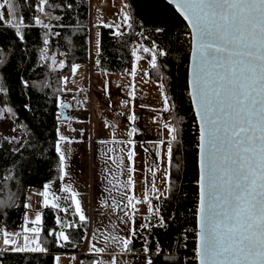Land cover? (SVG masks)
<instances>
[{
  "label": "snow or ice",
  "instance_id": "obj_1",
  "mask_svg": "<svg viewBox=\"0 0 264 264\" xmlns=\"http://www.w3.org/2000/svg\"><path fill=\"white\" fill-rule=\"evenodd\" d=\"M18 2L31 10L30 19L35 25L52 30L51 19L60 21L61 16L53 17L51 10L61 6L73 9L75 0H0V24L7 23L14 29V35L24 41L25 32L22 25L25 17L18 14ZM167 3L175 5L186 21L190 29L188 35L191 37L186 91L194 111L197 130L194 177L197 191L193 201L194 209L185 210L193 212L198 230H193L196 246L188 264H264V0H167ZM125 7H131V4H126ZM135 7L141 13L138 18L130 11L121 10L120 22L106 26L114 29V37H123L126 30L132 29L135 23L143 21L151 24L152 28L147 36H144L143 32L137 33L145 40L150 39L149 46L140 45L134 48L132 55L136 60H141L143 57L139 53L143 52L149 55V63L153 69L166 68L167 63H163L161 58L168 57L173 50H179L180 38L173 28L169 27L168 20L161 19L165 14V0H135ZM35 13L51 19L46 23L41 15ZM55 34L59 35L58 32ZM154 34L156 38L151 39ZM97 37L99 49V33ZM48 43L46 34L43 44ZM47 59L49 57L42 50L40 60ZM51 61L53 65L57 63L55 57H51ZM8 63L6 57L0 55V116L4 119H7L9 114H15L13 107L4 108L9 101L3 93L11 92L7 87L8 75L4 71ZM58 67H65L62 60ZM79 67L78 64H72V74H75ZM135 72L133 68L131 75L135 76ZM63 80L67 83V77ZM165 80V77H161L159 87L164 101L163 110L169 112L175 104L166 94ZM21 86L32 87L28 80L23 79ZM57 105L62 109L71 107L59 98ZM23 107L32 111L30 103H25ZM43 114L41 112V115ZM135 118V115L129 117L131 120ZM164 127L168 131V139L161 140L159 145L163 148L168 167L172 168L175 154L183 142V129L180 127L179 118L173 123L166 122ZM15 131L16 129L12 128L9 133L11 139L0 135V140L10 145L15 144V147H10L8 151L19 154L26 146L22 139L17 141L13 134ZM56 131L58 138L55 151L58 153L62 180L67 175L66 152L62 145L71 141L59 128ZM135 131L133 128L130 135ZM128 144L130 146L132 141H128ZM3 151L0 146V161L6 165L8 161L5 160ZM116 151L117 149L112 148L108 153ZM160 154L157 152V156ZM108 158L113 163L123 164V160L117 161L112 155ZM134 158V150H129L128 184L124 185L125 191L121 201H113L123 213V217L119 219L127 225L128 237H105V247H97L93 243L90 248L92 253H104L110 246V240L113 244H119L124 251H131L136 237L144 232L152 235V230L156 228L170 231L172 224L176 223L181 215L180 208L189 193L185 191L180 175L184 165L177 160L175 182L173 173L165 172L164 182L167 187L164 192H160L156 187L155 179L151 181V192L160 202L159 205L152 204L148 196H144V201L150 205L148 211L154 216L155 223L148 220L146 223L136 224L137 205L142 201L127 192L130 186L134 187ZM11 163L15 164V161ZM150 171L155 177L156 172L151 169ZM4 172L5 168L0 167V181L8 178ZM2 187L0 184V188ZM48 189L49 185L45 184L42 193L44 206L60 208L58 197L48 199ZM62 190L71 193L70 199L75 206L78 223L65 222L59 216L54 218L55 224L61 225V230L49 229L47 234L53 238V243L60 247L65 246L66 242H71L70 233L64 229L79 228L80 224L88 219L80 199L77 198L78 193L67 185ZM167 201L178 203L174 204L175 211L165 214ZM25 207L30 208L31 205ZM29 223L33 226L23 229L22 240L21 233H11L5 228H0V243L5 246L4 251L16 254L49 253V247L45 246L40 235L44 230L41 227V213L37 211L35 218ZM187 234V229L181 231L179 240L174 243L178 246L180 240L186 241ZM142 239V264H173L172 257L164 254V246L158 240L149 241L145 237ZM152 243L156 244L155 249ZM184 247H187V243ZM54 260L59 264L60 257L55 256ZM95 264L102 262L96 261ZM112 264H117L115 258L112 259Z\"/></svg>",
  "mask_w": 264,
  "mask_h": 264
},
{
  "label": "trees",
  "instance_id": "obj_2",
  "mask_svg": "<svg viewBox=\"0 0 264 264\" xmlns=\"http://www.w3.org/2000/svg\"><path fill=\"white\" fill-rule=\"evenodd\" d=\"M121 3L124 6L131 4V7L125 8L134 17L138 18L141 15L135 7V0H119L118 5L122 10ZM17 11L18 14L25 17L22 25L25 32L24 41H20L14 35V29L7 23L0 24V55L9 61L4 71L8 75L7 87L11 89L10 94L3 93L5 99L9 101L4 105V108H14L15 114H9L8 118L13 122L12 128L16 129L14 135L17 141L22 139L26 146L19 154H15L8 151L10 147L14 148L15 144L10 145L0 140V146L4 149L3 156L8 161L6 165L0 161V167L5 168L4 174L8 177L0 181V184L3 185L0 188V217H2L0 218V228H5L11 233L14 231L23 232L21 227L26 210L22 200L25 199L27 187L41 188L47 181L55 179L59 175L58 153L55 151V143L58 138L56 129L60 120L57 119L60 109L57 105V98L63 101L67 97L66 89L63 88V78L71 72V65L89 63V47L93 27L96 26L99 33V49L97 48L101 54L99 67L101 70L111 72H127L132 67L135 60V56L132 55L133 43L146 46L150 44V39L145 40L137 33L143 32L144 36H147L152 28L151 24L140 21L135 23L132 29L126 30L123 37H114L112 35L114 29L107 27V24L94 23L92 18L90 21L89 0H75L73 9H65L61 6L51 10L53 17L61 16L60 21L35 13L41 15L46 23L51 19L52 30H46L42 26L35 25L34 21L30 19L32 12L26 5L18 2ZM161 19H167L169 27L173 28L174 33L179 36V50H173L168 57L161 58L163 63H167L166 68L153 69L150 65L148 72L152 79L161 81V77L166 78V94L175 104V107L169 111L170 123L176 122V119L179 118L180 127L183 129V142L175 154L176 159L173 161V167L167 166V171L173 173V182H175V163L177 160L183 163L184 167L180 175L184 189L189 195L180 208L181 215L176 223L172 224L170 231L156 228L152 230V235L144 232L135 238L132 250L136 248L142 250V237L149 241L155 239L164 246V254L172 257L173 264H188L191 260H186L185 256L188 255L189 250L194 245L193 241L180 240L178 246L174 242L179 240V233L184 229L190 231L195 229V219L191 216V211L185 210L191 209L192 198L197 191L194 182L197 130L190 99L186 91L190 37L185 34L189 30L184 20L166 1L165 14L161 16ZM120 20L121 18H119V22ZM56 32L59 35H56ZM46 34L49 43L44 45L43 39ZM155 38L154 34L151 39ZM42 50L49 59L40 60ZM58 54L61 55L65 64L63 69L52 64L51 57ZM22 79L28 80L32 87H22ZM25 103H30L32 111L23 107ZM41 112L44 114L41 115ZM0 118L3 117L0 116ZM2 136L11 139L10 135ZM13 160L15 164L11 163ZM166 187L167 185L160 192H164ZM13 188H19L20 193L8 191V189L12 190ZM5 194L6 200L4 201ZM15 198H17V204H13ZM165 203L164 213L167 214L175 211L174 204L178 201ZM40 211L42 216L41 227L44 229L40 235L44 239L45 246L49 247V253L44 255L16 254L2 250L0 252V264H54V257L57 252L73 251L82 244L86 235V222L80 224L79 228L65 229L67 233H70L71 242H66L65 246L60 247L56 246L53 243V238L47 234L49 229L57 230L59 228L54 222L56 210L51 206H42ZM71 223H78V218L74 216ZM185 243H187V247H184ZM75 244H79L77 248L74 247ZM85 258H89L87 264H91L92 256L87 255ZM75 264H78V261Z\"/></svg>",
  "mask_w": 264,
  "mask_h": 264
},
{
  "label": "crops",
  "instance_id": "obj_3",
  "mask_svg": "<svg viewBox=\"0 0 264 264\" xmlns=\"http://www.w3.org/2000/svg\"><path fill=\"white\" fill-rule=\"evenodd\" d=\"M140 45L142 44L133 43V49ZM140 54L143 57L146 55L143 52H140ZM147 58V63L144 59H141L143 67L140 71L135 72V76L131 75L135 65L134 62L127 72H123L132 79L133 89L131 92L135 93V103L130 99L133 95L131 93L120 98L113 96L107 90L105 96L101 95L105 104H94L95 97L97 101H100L101 96L95 94L93 74L91 87L88 91L91 103H87L88 100L82 97L72 98L70 94V91L84 89L86 87L85 83L65 91L67 97L63 99V102L69 101L71 107L68 111L69 117L60 119L58 128L65 131H72L73 129L79 131L77 139L72 137L70 138L71 142L62 145L66 152L65 172L67 175L61 180V172H59L57 178L49 180L45 184L49 185L48 199L53 200L54 196L59 198L60 208H54L56 210L55 217L59 216L65 222H72L74 216L76 218L78 216L75 214V206L70 199L71 193L62 189L67 185L78 193L77 198L80 199L82 209L88 217L86 224L89 225V229H86V236L83 239L85 250L83 258H77L76 250L79 244H75L76 250L61 251L55 254V256L60 257L59 264H75L77 261L78 264H87L89 262V258H85L87 255L92 256L91 264H95L96 261H101L102 264H112L113 258L117 260V264H142L144 255H132L130 251H124L119 244H113L111 240L109 241L110 246L107 247L104 253H92L90 248L93 243L97 247H105V237H128V227L119 219L123 217V213L113 201H121L125 191L124 185L128 184L129 162L127 152L129 150L135 152L134 168L136 167L135 160L141 161L137 163V165H141V171L132 173L134 187L130 186L127 189L129 195H133L137 200L142 201L137 205L135 217L137 225L148 222L152 214L148 211L150 206L147 201H144V196L151 192V181L155 179L156 184L158 181L156 176H152L150 169L156 172L157 168L158 170L161 168V179L162 182L164 181L167 168L163 148L159 145V142L168 139V131L157 120L158 112L164 109V101L162 98L157 105H152L151 112L149 109L144 111V105L147 106L152 103L150 101L152 96L143 95L144 90L149 88L153 92L161 91L159 85L156 84V81L159 83L161 81L149 77L150 57L148 54ZM81 70L84 72L85 68ZM96 77V86L100 88L99 85L103 80L104 82L107 81L110 74L96 72ZM141 101H143V104H141ZM132 115H135V120L129 119ZM133 128L136 131L130 135ZM100 141H107V143H100ZM128 141H132L130 146ZM112 148L117 149V151L108 153V150ZM150 149L153 151L151 155ZM157 152L161 154L157 156ZM106 153L108 154L106 155ZM109 155L114 156L117 161L123 160V164L113 163L109 160ZM135 175L139 176L138 182L135 181ZM44 185L33 190L35 202L33 203V219L35 213L37 211L41 213L40 209L44 206L42 195ZM150 196H153L154 199V195L149 194V199ZM105 201L114 204L115 209L104 210L103 203ZM123 202L126 203V201ZM64 209H67V211H64ZM25 213L28 214L29 210H26ZM26 214H24L25 218L23 217V224L26 223L29 227H32L33 225L29 223L30 220L26 217ZM152 217L154 218V216ZM152 222H155V218ZM58 227L57 231L61 230V225H58ZM4 248L5 246L0 243V252ZM54 264H56L55 260Z\"/></svg>",
  "mask_w": 264,
  "mask_h": 264
},
{
  "label": "rangeland",
  "instance_id": "obj_4",
  "mask_svg": "<svg viewBox=\"0 0 264 264\" xmlns=\"http://www.w3.org/2000/svg\"><path fill=\"white\" fill-rule=\"evenodd\" d=\"M89 2H90V21L92 18L94 23H104L107 25H112V24L118 23L119 18L122 19L121 9H120V6L118 5L119 0H89ZM121 6H122V10L127 12V8H125L123 3H121ZM6 16H7V12H6ZM89 27H90V25H89ZM97 33H98L97 28H96V26H94L93 30L91 32V39H90V47H91V51L93 53L97 52V38H98ZM141 56L143 57V55H141ZM55 58L57 61V63L55 65L58 66L59 62L62 60V57H61V55L58 54L55 56ZM143 59L146 62V60L148 59L147 54L144 55ZM134 63H135V65L133 66V68H135L136 71H140L143 67L142 60H136V58H135ZM75 64H78L80 67L75 74H72V72H70L66 76L67 77V83H64V87H63L64 89H67L69 91L72 87H79L82 83H85L86 87L84 88V90L88 92L89 88L91 87L90 83H91L92 74H93V85H94V88L96 89L95 90L96 96H99V97L101 95L105 96L107 94V90H109L113 96L120 97V98L124 97L125 95H129L131 93L133 95L130 99L133 100L135 103V97H136L135 93L131 92L133 89L132 79L129 78L128 75L124 74L121 71L111 72V71H106V70H94V69H91L89 67V64H87V63L86 64L75 63ZM83 68H85L84 72H82V70H81ZM96 72L97 73L105 72V74H110V78L105 82L103 80V82L99 85L100 88H98V86H96V83H95V79L97 78ZM153 81H155V80H153ZM148 83H149V81H148ZM156 84L159 85L160 83L158 81H156ZM146 89L147 90H144L143 95L152 96V98L150 100L152 103L148 104L147 106L144 105V111L146 109H149L151 112L152 111L151 106L152 105L155 106L161 101L162 94H161V91L153 92L149 88H146ZM73 91H75V90H73ZM71 92L72 91H70V94H71ZM86 102L91 103L89 100ZM94 104H105V101L102 98V96L100 97V101H97L96 97H95ZM141 104H143V101H141ZM126 105H128V104H126ZM139 107H141V106H139ZM161 111H163V110H161ZM161 111H159L158 114H160ZM169 120H170V118L168 117L167 122H170ZM158 122L160 124L164 125V123H162L161 121L158 120ZM12 125H13V122L11 119H9V118L4 119V117L0 118V135H9V133L12 130ZM78 131L76 129H73L72 131L71 130L65 131L63 129H60V132L63 133L64 135L69 136L70 138L76 137V139H77ZM152 152H153L152 149H150V155L152 154ZM165 161H166V168H167L166 158H165ZM139 162H141V161L138 159L135 160V166H136L135 172H137V173L141 171V165H137V163H139ZM138 179H139V176L135 175V181L136 182H138ZM156 180L158 181L156 184V187L159 189V191H161L163 189V187L166 185L165 182L164 181L162 182V179H161V168H159V170H158V168L156 169ZM35 189H37V188L33 187V186H28L26 194H25V199L22 200V202H24V206L25 205H31L30 208L25 207V210H29V213L28 214L24 213V214H26V217L29 218L30 221L33 220V203H35L34 199H33V190H35ZM8 191L13 192V193L14 192L20 193L21 190H19V188H16V189L13 188L12 190L8 189ZM6 193H9V192H6ZM149 194L154 195L152 192H149L146 195L149 197ZM5 197H6V194L3 197L4 201L6 200ZM149 200H151L152 204H154V205H158V203H159V201L156 200L155 196H154V199H153V196H150ZM17 202H18L17 198H15L13 200V204H17ZM152 216L153 215L151 214V217L149 218V220L153 221L154 218ZM23 217L25 218V216H23ZM23 227L24 228L29 227V225L24 223L21 228L23 229ZM87 229H89V225L87 226ZM14 232H12V233H14ZM17 232L22 233L20 231H17ZM17 232H15V233H17ZM23 235L24 234H21V240H22ZM84 239H85V237H84ZM132 257H135V256H132ZM142 259H143V257H142ZM142 259H139V260H142Z\"/></svg>",
  "mask_w": 264,
  "mask_h": 264
},
{
  "label": "built area",
  "instance_id": "obj_5",
  "mask_svg": "<svg viewBox=\"0 0 264 264\" xmlns=\"http://www.w3.org/2000/svg\"><path fill=\"white\" fill-rule=\"evenodd\" d=\"M188 33L189 32H187L185 34L188 35ZM100 57H101L100 52L93 53L91 51V48H90V50H89V66H90L91 69H98L99 65H98L97 61L100 60ZM71 96L74 97V98L83 97L85 99H90V93L87 92V91H85L84 89L72 91L71 92ZM168 113L169 112H165L164 110L161 111L160 114H158V120L165 124L168 121ZM195 199H196V195L192 198V200L194 201ZM193 201H192V207L194 209V203H193ZM115 207L116 206L114 204L110 203V202L105 201L103 203L104 210H107V209L114 210ZM191 216H193V212H191ZM0 224H1V222H0ZM193 230L194 229H192V231L187 230V231H190L187 234V240H192L193 243H194V245L189 250L188 255L185 256V259L186 260H189V259L192 260L193 250H194V248L196 246L195 232ZM152 247H153V249H155L156 244L153 243L152 244ZM165 252H167V250H165ZM84 253H85V250H84V246L82 245L76 251L77 258H82V256L84 255ZM130 253L132 255H140V254H143V252H142V250L140 248H136L135 250H132Z\"/></svg>",
  "mask_w": 264,
  "mask_h": 264
},
{
  "label": "water",
  "instance_id": "obj_6",
  "mask_svg": "<svg viewBox=\"0 0 264 264\" xmlns=\"http://www.w3.org/2000/svg\"><path fill=\"white\" fill-rule=\"evenodd\" d=\"M166 2H167V0H165ZM175 10H176V8H175V5H172V4H170ZM176 12L179 14V12L176 10ZM180 15V14H179ZM181 16V15H180ZM181 18L183 19V17L181 16ZM184 20V19H183ZM185 22V24H186V26H187V23H186V21H184ZM187 28H188V26H187ZM188 30H189V32H190V29L188 28ZM190 52H191V37H190V47H189V56H188V63H187V68H188V65H189V62H190ZM64 103H67V104H69L70 105V102L69 101H65ZM190 104H191V101H190ZM191 107H192V105H191ZM70 108V107H69ZM69 108H66V109H62V108H60V115H59V119H67L68 117H69V115H68V111H69ZM193 111V110H192ZM193 114H194V111H193ZM194 118H195V116H194ZM196 122V121H195ZM196 188H197V185H196ZM195 228H196V230H198V228H197V223H196V220H195Z\"/></svg>",
  "mask_w": 264,
  "mask_h": 264
},
{
  "label": "bare ground",
  "instance_id": "obj_7",
  "mask_svg": "<svg viewBox=\"0 0 264 264\" xmlns=\"http://www.w3.org/2000/svg\"><path fill=\"white\" fill-rule=\"evenodd\" d=\"M191 209H193V207H191ZM192 212V211H191Z\"/></svg>",
  "mask_w": 264,
  "mask_h": 264
}]
</instances>
